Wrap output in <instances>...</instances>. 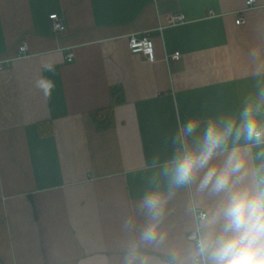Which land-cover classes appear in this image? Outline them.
<instances>
[{
  "label": "crops",
  "instance_id": "crops-1",
  "mask_svg": "<svg viewBox=\"0 0 264 264\" xmlns=\"http://www.w3.org/2000/svg\"><path fill=\"white\" fill-rule=\"evenodd\" d=\"M247 1L0 0V62L12 61L0 71V264H123L124 221L142 223L136 205L178 126L235 111L264 79L250 58L258 49L264 59V0ZM55 14L67 27L59 35ZM178 14L186 24L169 26ZM147 33L150 59L129 46ZM115 87L124 102L100 131L92 115L111 107ZM201 200L195 186L176 191L168 245L187 244ZM151 256L160 264L166 249Z\"/></svg>",
  "mask_w": 264,
  "mask_h": 264
},
{
  "label": "clouds",
  "instance_id": "clouds-1",
  "mask_svg": "<svg viewBox=\"0 0 264 264\" xmlns=\"http://www.w3.org/2000/svg\"><path fill=\"white\" fill-rule=\"evenodd\" d=\"M250 58L264 78L260 51ZM37 87L50 95L54 84L41 77ZM173 144L170 157L152 165L157 171L136 205L142 223L136 214L124 221L123 264H153L151 253L162 249L160 264H264V79L235 111L181 123ZM193 186L207 206L190 205L195 227L187 244L168 245L169 202Z\"/></svg>",
  "mask_w": 264,
  "mask_h": 264
},
{
  "label": "built area",
  "instance_id": "built-area-1",
  "mask_svg": "<svg viewBox=\"0 0 264 264\" xmlns=\"http://www.w3.org/2000/svg\"><path fill=\"white\" fill-rule=\"evenodd\" d=\"M257 0H248L247 1V8L253 9L256 7ZM51 24H52V30L55 34H61L64 33L67 29L66 22L63 17H61L58 14L51 15L50 16ZM187 18L183 14L173 15L169 17L168 24L169 26H179L186 24ZM237 25H243L246 23L245 18L243 15H239L237 19ZM164 27H161L159 29L160 32H163ZM129 46L130 50L133 54H142L143 56L147 58H151L155 54L156 45L155 40L153 36L150 33H147L143 35L142 37H139L137 35H132L129 39ZM28 56V45L24 43L20 47L19 51V59L26 58ZM183 58L181 53H174V54H168L166 57V61H180ZM68 62L74 61V56L72 54H69L67 57ZM12 65V61H6V62H0V71H4L6 68Z\"/></svg>",
  "mask_w": 264,
  "mask_h": 264
},
{
  "label": "trees",
  "instance_id": "trees-1",
  "mask_svg": "<svg viewBox=\"0 0 264 264\" xmlns=\"http://www.w3.org/2000/svg\"><path fill=\"white\" fill-rule=\"evenodd\" d=\"M112 105L108 109L99 110L93 113V122L100 131L112 129L115 126L114 110L124 102L123 91L121 88H113L111 91Z\"/></svg>",
  "mask_w": 264,
  "mask_h": 264
}]
</instances>
